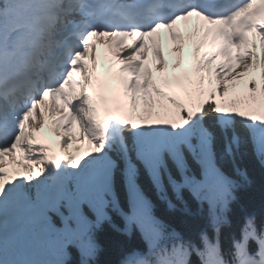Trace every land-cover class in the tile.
<instances>
[{
	"label": "snow or ice",
	"instance_id": "snow-or-ice-1",
	"mask_svg": "<svg viewBox=\"0 0 264 264\" xmlns=\"http://www.w3.org/2000/svg\"><path fill=\"white\" fill-rule=\"evenodd\" d=\"M249 162L264 173V0H0L2 264H98L105 224L146 245L120 264H264L253 213L222 241ZM185 193L209 208L192 235L153 211L190 214Z\"/></svg>",
	"mask_w": 264,
	"mask_h": 264
},
{
	"label": "trees",
	"instance_id": "trees-1",
	"mask_svg": "<svg viewBox=\"0 0 264 264\" xmlns=\"http://www.w3.org/2000/svg\"><path fill=\"white\" fill-rule=\"evenodd\" d=\"M248 168L252 183L235 193L237 199L230 206L231 210L227 214L228 222L221 229L225 251L228 248L227 238L229 232L240 226L245 212L254 214L257 229L264 227V173L260 171L258 166L250 162ZM185 195L190 214L170 211L167 205L151 198L154 205L153 211L170 229H175L183 235H192L206 225L209 208L206 203L203 206L198 204L188 193H185ZM110 214L113 216L114 222L123 227L121 218L115 213ZM55 224L57 227L61 226L59 218L55 219ZM97 239L102 248L98 256V264H120L121 260L130 258L133 253H143L147 250L138 232L133 231L131 236H127L114 232L107 224L104 225L102 231L97 233ZM70 251L74 253L73 260H78L75 249H70ZM192 258L193 260L197 259L195 256Z\"/></svg>",
	"mask_w": 264,
	"mask_h": 264
},
{
	"label": "bare ground",
	"instance_id": "bare-ground-1",
	"mask_svg": "<svg viewBox=\"0 0 264 264\" xmlns=\"http://www.w3.org/2000/svg\"><path fill=\"white\" fill-rule=\"evenodd\" d=\"M160 35L162 36L163 41H164V43H163V51H164L165 59H167L169 61V66H170V69H171V65L174 62V56H173V53L171 51L173 46H172L171 41L167 37V33L161 32ZM188 54L186 55V53H185L186 58H187ZM43 137L46 140H48L51 137H54L53 131H51V130L47 131L45 129L44 132H43ZM77 148H79L80 150L76 151ZM87 148H88L87 144H81V143L75 142V143H73L71 145V148L69 149V152L71 154H73L74 156L79 157V156L83 155L86 152ZM56 149H57V147L55 148V150Z\"/></svg>",
	"mask_w": 264,
	"mask_h": 264
},
{
	"label": "rangeland",
	"instance_id": "rangeland-1",
	"mask_svg": "<svg viewBox=\"0 0 264 264\" xmlns=\"http://www.w3.org/2000/svg\"><path fill=\"white\" fill-rule=\"evenodd\" d=\"M250 38H251V37H250ZM95 39H96V38H93L92 42H95ZM257 42H258V38H257ZM131 43H132V42H128L127 44L130 45ZM126 46H127V45H126ZM172 46L174 47V45H172ZM189 51H190V50L186 48V50H185L186 55L189 53ZM202 53H203V50H202ZM102 71H103V69H102ZM46 126H48V128H50V127H49L50 125H48L47 123H46ZM74 131H75V130H74ZM54 135H55L54 137L57 138L56 134H54ZM45 142H48V141L45 139ZM73 143H75V141H74ZM73 143H72V144H73ZM70 148H71V146L69 147V149H70ZM55 151H56V154H57V155H61V156L64 155V154H62V153L59 152V148H58V147H57V149H56ZM10 166L15 167V165H10Z\"/></svg>",
	"mask_w": 264,
	"mask_h": 264
}]
</instances>
